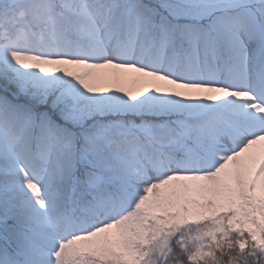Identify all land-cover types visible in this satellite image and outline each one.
<instances>
[{"label": "snow or ice", "instance_id": "6c2138e0", "mask_svg": "<svg viewBox=\"0 0 264 264\" xmlns=\"http://www.w3.org/2000/svg\"><path fill=\"white\" fill-rule=\"evenodd\" d=\"M0 264H264V0H0Z\"/></svg>", "mask_w": 264, "mask_h": 264}]
</instances>
